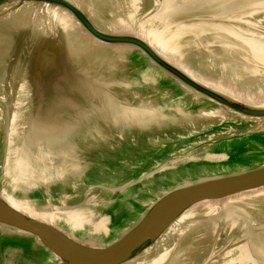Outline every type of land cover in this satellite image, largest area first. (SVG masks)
I'll return each mask as SVG.
<instances>
[{
	"label": "water",
	"instance_id": "water-1",
	"mask_svg": "<svg viewBox=\"0 0 264 264\" xmlns=\"http://www.w3.org/2000/svg\"><path fill=\"white\" fill-rule=\"evenodd\" d=\"M143 1L0 0V133L5 164L1 176L5 184L0 186L1 260L2 249L20 248L23 259L18 264H152L158 254H166L160 264H181L180 256L167 261L178 256L171 253L179 249L183 237L193 235L195 229H187L197 218L195 213L209 208L222 211L210 218L213 225L206 224L209 228L215 230L216 220L223 218L222 230L240 225L237 235L245 240L240 255L234 257L236 253L229 252L233 257L224 264L237 260L241 264H264V160L165 190L129 226L125 225L127 212L123 204L101 209L100 202L90 194L78 203H69L72 193L67 187L71 178L83 173L81 155L85 148L101 150L113 134L124 128L144 133L160 117L146 95L135 93L133 96L138 98L129 100L125 88L130 82L116 78L115 70L125 65L126 53L132 50L135 57L148 59L194 93L196 99L219 106L218 110L200 107L195 114L177 105L183 118L172 115V120L192 127L190 131L209 128L211 121L228 115L255 120L264 127V94L253 95L254 91L237 86L234 89L225 82L226 88L216 86L194 71L183 49L192 42L200 45L212 40L226 46L223 67L233 76L242 78L248 72L264 70V31L253 28V22L246 19L247 15L264 10V0H155L153 16L142 20L137 14ZM25 8L34 11L27 23L4 26ZM54 10L68 13L71 20L65 22L62 15L52 16ZM144 27L158 48L145 40ZM96 41L125 45L127 49L101 47ZM44 58L48 60L46 67ZM174 61L211 86L191 77ZM242 83L248 88L247 82ZM15 110L20 112L18 124L12 120ZM40 132L45 137H40ZM110 143L114 147V142ZM230 145L231 148L221 142L205 148V160L198 165L218 161L225 167L243 161V157L237 161L235 157L248 149L243 144ZM16 166L28 178L19 185L12 181V175L19 173ZM185 167L192 168L190 164ZM61 171L65 173L59 175ZM157 176L149 180H156ZM18 191L22 194L18 195ZM56 192L57 204L53 202ZM6 198L16 199L19 206L35 216ZM39 199L45 201L43 206L37 203ZM206 201L213 203L202 205ZM245 205L260 212L249 211ZM87 207L96 212V218H109L107 231L92 233V226L74 228L67 220L72 211ZM191 209L183 222L172 227ZM61 220L70 230L60 225ZM121 227L124 228L114 236ZM177 231L180 234L174 249L163 250L171 233ZM204 231L211 232L208 228ZM205 235L190 249L196 253L188 254L189 258L193 255L197 260L207 253L211 235Z\"/></svg>",
	"mask_w": 264,
	"mask_h": 264
},
{
	"label": "rangeland",
	"instance_id": "rangeland-1",
	"mask_svg": "<svg viewBox=\"0 0 264 264\" xmlns=\"http://www.w3.org/2000/svg\"><path fill=\"white\" fill-rule=\"evenodd\" d=\"M155 6H157L155 0H144L142 8L137 14L138 18L146 20L153 16ZM203 19L208 20L207 17ZM246 19L253 22L251 24L253 28L264 31V10L249 14ZM185 37L189 38L190 35ZM225 48V45L214 43L212 40L200 45L192 42L183 46L186 51L185 54H188L192 61L194 71L216 86L225 87L223 85L225 82L234 86V89L240 87L248 91H254L253 95H263L264 70L261 69L262 71L256 73L248 72L242 78L233 76L223 67L226 62V58L223 56ZM134 51L126 53L128 61L124 66L117 67L115 70L116 78L118 80L124 78L130 82L129 87H122L130 94L129 100L133 101L138 98L133 96L135 93L146 95L156 106L160 117L158 121L151 122L150 124H153V126L145 129L144 133L134 131L133 128H124L113 134V139L101 150L97 148L93 150L91 146L85 148L81 155L83 173L80 176L71 178L67 187V190L72 193L69 199L71 204L82 201L86 194L95 196L100 202L101 209L111 208L115 204H119L121 207V204H123L127 212L125 216V225L127 226L134 223L141 216L142 211L165 190H170L203 176L242 169L245 165H254L264 160V154H262L264 150V135L262 134L264 133V127L257 124L258 122L255 120L228 115L222 120L216 118V121L210 122L212 125L209 128H202L199 131H190L192 127L172 120V115H179L183 118V114L177 110V105L187 112L198 111L200 107L214 110L220 108L209 100L196 99L194 93L193 95L177 81L153 66L148 59L141 56L135 57ZM244 59V57H240V60ZM109 73L107 72V74ZM243 81L247 82L248 88L243 86ZM119 90L123 92V89L120 88ZM121 98L124 99V97ZM194 106L196 109H194ZM197 113L195 112V114ZM200 123L202 124L203 121ZM254 134L262 135L260 138L254 139L252 138ZM111 141L114 142V147L111 145ZM3 142V134L0 133V186L5 184V179L1 177L5 167L2 159L4 154ZM221 142L229 144L227 146L229 148H231L230 144L236 146L243 144L248 150L237 155L235 161L241 157L244 160L233 162L230 166L225 167L220 166L218 161H208L209 163L214 162V164L198 165L197 162L205 160L203 156L204 149L210 148V146L214 147ZM197 155L199 157H193ZM187 164H190L192 168H186L185 165ZM155 175H158L156 180H149ZM17 194L21 195L22 192L18 191ZM55 195L56 199L53 202L57 204L59 203V195L57 192ZM135 202H137V205H135ZM37 203L43 206L45 201L39 199ZM245 207L254 213L260 212L249 205H245ZM221 212L220 209L212 211L209 208L198 210L195 213L197 218L189 223L191 227L187 229V232L195 229L193 235L190 237V234H188L183 237L184 239L182 238L183 243L179 246V249L176 248L171 253V255L178 256L170 257L167 263L179 256L181 257V264H224L231 257H238L240 249L245 243L244 237L237 235L240 231L238 229L240 225L222 230L224 227L223 218L216 220L218 224L215 230L206 225H213L210 218L217 217ZM59 223L70 230L64 220L59 221ZM124 227L117 228L114 236ZM207 228L211 232L204 231ZM206 233L211 235L207 244V253L197 260L194 259L193 255L189 258L188 254L196 253L190 249L201 238H204ZM179 234L178 231L171 233L161 248L171 252L176 246V239ZM231 251L236 254L229 256ZM19 252L20 248L2 249L0 264H18L19 259H23ZM142 262L139 264H142ZM229 264L241 263L237 260Z\"/></svg>",
	"mask_w": 264,
	"mask_h": 264
},
{
	"label": "bare ground",
	"instance_id": "bare-ground-1",
	"mask_svg": "<svg viewBox=\"0 0 264 264\" xmlns=\"http://www.w3.org/2000/svg\"><path fill=\"white\" fill-rule=\"evenodd\" d=\"M32 9L33 8H25V9H23L20 13L17 14V16H16V18L14 20L10 19L4 26L12 28L15 25L19 26V25H21L23 23H27L30 20L31 16H33V14H34V11ZM51 15L55 16V17H59L60 15H62L65 18V22H69L71 20V19H68V18H70L68 13H62V12H59L57 10H54ZM4 26H3V29L5 30ZM144 35H145V37H147V38H145L146 41H148L155 48H158L157 43L154 41V39L152 38V35L150 34V31H148L147 28H145V34ZM3 38H4V36L2 37V39ZM97 43L101 47H108V48H113V49H117V50H126L127 49V47L125 45L113 46V45H105V44H103L101 42H97ZM43 61H44L43 65H44V67H46V65L48 63V60L44 58ZM170 61H172V60L170 59ZM174 63L178 64L175 61H174ZM178 66H180V65L178 64ZM180 67H181L182 70H184L187 74H189L191 77H193L197 81H199V82H201V83H203L205 85H208L209 87L211 86L208 83L200 80V78L198 79V77H195L194 74L192 75V73L190 72L191 70H189V69H187V68H185L183 66H180ZM18 113H20L18 110H15L14 113H13L14 117H12V120H13L14 124H18L19 123L18 118H19L20 115H18ZM38 135L40 137H45V135L42 132H40ZM38 135H36V136H38ZM23 143H26V142H23ZM11 155L9 154L8 158H10ZM16 170L19 173L16 172V173H14L12 175V181L19 185V183L21 181L27 180L28 178H25L27 175L26 174H22V172L19 171L17 166H16ZM64 173H65V171H61L59 173V175L60 174H64ZM6 200H8L12 205L16 206L17 208L21 209L22 211H24V212H26V213H28L30 215L35 216L34 213L31 210L25 209V208H22L21 206H19L20 204L18 205L16 199L13 200V199H10V198H6ZM202 203H204V204H202ZM202 203H199V204L210 205V204L213 203V201H206V202H202ZM197 205H195V206H197ZM193 209H194V207H193ZM193 209H191L188 212L184 213L180 217V219H178L174 223V225H172V227H176L181 222H183V220H185L186 216L189 213H191ZM66 218H67L68 221H70L72 223L74 228H78L80 226L88 224V225L92 226V233L93 232H100V231H107L108 230L107 225H108L109 218L108 217H104V216L96 218V212L94 210L90 209L89 207L84 208V209H80V210L72 211L71 213L68 214V216ZM165 257H166V254H158L157 257L152 260V264H160Z\"/></svg>",
	"mask_w": 264,
	"mask_h": 264
}]
</instances>
